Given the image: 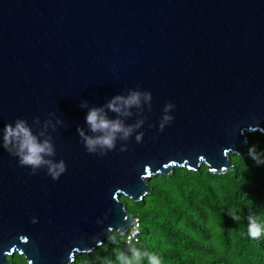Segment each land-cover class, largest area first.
Listing matches in <instances>:
<instances>
[{"label":"water","instance_id":"95a60500","mask_svg":"<svg viewBox=\"0 0 264 264\" xmlns=\"http://www.w3.org/2000/svg\"><path fill=\"white\" fill-rule=\"evenodd\" d=\"M135 88L152 94L142 141L87 152L81 105ZM167 102L174 119L160 131ZM35 117L67 170L32 174L0 146V264L12 252L69 264L124 234L133 215L118 197L141 199L149 176L222 173L248 132L264 138V0H0V129L24 118L36 132Z\"/></svg>","mask_w":264,"mask_h":264},{"label":"trees","instance_id":"16d2710c","mask_svg":"<svg viewBox=\"0 0 264 264\" xmlns=\"http://www.w3.org/2000/svg\"><path fill=\"white\" fill-rule=\"evenodd\" d=\"M244 154L228 155L230 169L213 174L204 164L195 170L173 166L149 176V191L139 200L119 196L138 220L136 242L124 243L111 232L91 252L75 253L69 264H115L116 249L129 245L157 253L161 264H264V236L248 235V217L264 216V138L248 132ZM230 211L238 217L234 220ZM9 264H27L12 252Z\"/></svg>","mask_w":264,"mask_h":264},{"label":"clouds","instance_id":"9594fccd","mask_svg":"<svg viewBox=\"0 0 264 264\" xmlns=\"http://www.w3.org/2000/svg\"><path fill=\"white\" fill-rule=\"evenodd\" d=\"M151 101L150 91L135 88L128 89L126 94L114 95L101 106L88 107L87 102H84L81 106L88 109L85 119L89 131L85 132L83 127H78L77 132L87 152L103 157L109 151L116 149L118 140L128 141L133 134L135 140L141 142L144 134L137 130L147 119L143 113L145 106L149 111L151 110ZM174 107L172 102L164 105L159 122L160 131H163L165 125L174 119L170 114V110ZM109 112L114 113L115 116H110ZM134 114L138 118L128 123V118ZM48 123V121L44 122V129L47 128ZM33 124L38 126V131L34 132L32 125L24 118H16L14 123L5 124L0 129V146L17 157L20 166L29 167L32 174L43 168L54 180L58 179L67 170V165L63 159H55L56 149L53 138L50 134L45 135L40 129V118L35 117ZM127 148V143H122L120 151H126ZM249 154L258 164L264 163V153L256 152L253 147L249 149ZM230 214L234 220L238 219L231 211ZM32 222H36V217L32 218ZM247 230L248 235L253 239L264 236V216H249ZM115 264H161V260L153 251L129 245L127 250L116 249Z\"/></svg>","mask_w":264,"mask_h":264},{"label":"built area","instance_id":"2783aa9c","mask_svg":"<svg viewBox=\"0 0 264 264\" xmlns=\"http://www.w3.org/2000/svg\"><path fill=\"white\" fill-rule=\"evenodd\" d=\"M138 236V220L136 217H132L131 223L127 230L123 234V242L128 244L136 242Z\"/></svg>","mask_w":264,"mask_h":264}]
</instances>
